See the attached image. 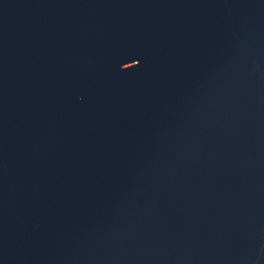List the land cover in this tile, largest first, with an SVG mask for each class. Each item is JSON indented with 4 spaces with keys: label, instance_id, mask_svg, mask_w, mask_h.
Segmentation results:
<instances>
[{
    "label": "water",
    "instance_id": "obj_1",
    "mask_svg": "<svg viewBox=\"0 0 264 264\" xmlns=\"http://www.w3.org/2000/svg\"><path fill=\"white\" fill-rule=\"evenodd\" d=\"M0 264H264V0H0Z\"/></svg>",
    "mask_w": 264,
    "mask_h": 264
}]
</instances>
